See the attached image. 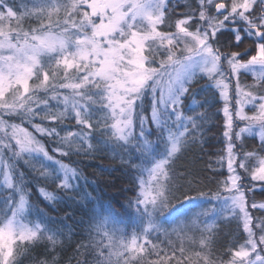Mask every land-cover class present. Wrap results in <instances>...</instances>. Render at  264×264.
Instances as JSON below:
<instances>
[{"label":"snow or ice","instance_id":"obj_1","mask_svg":"<svg viewBox=\"0 0 264 264\" xmlns=\"http://www.w3.org/2000/svg\"><path fill=\"white\" fill-rule=\"evenodd\" d=\"M175 7L171 0H0V80L24 88L33 101L27 119L0 110V165L11 192L0 209V264H25L39 248L47 259L34 264H63L60 237L76 264H89V256L103 264L106 250L71 243L64 231L70 234V225L29 202V189L42 177L45 187L36 192L48 209L64 199L79 204L80 173L50 155L42 139L61 157L91 156L113 142L129 156L139 206L154 185L171 181L167 170L182 148L202 146L217 96L224 103L226 155L214 162L219 171L208 163L215 187L200 196L215 205L214 220L239 211L238 193L252 198L250 212L264 213V202L254 199L264 195V0H194L180 17ZM241 76L253 82L242 83ZM33 79L35 88L28 83ZM194 81L206 82L203 99H197ZM20 124L32 129L28 138L12 134ZM248 138L258 140V149L247 150ZM133 152L140 164L131 160ZM22 158L30 176L16 167ZM253 219L259 236L245 243L247 251L238 245L229 254L264 264V225Z\"/></svg>","mask_w":264,"mask_h":264},{"label":"trees","instance_id":"obj_2","mask_svg":"<svg viewBox=\"0 0 264 264\" xmlns=\"http://www.w3.org/2000/svg\"><path fill=\"white\" fill-rule=\"evenodd\" d=\"M171 3L176 5L174 11L176 16L180 17L189 10L187 6L194 5V0H171ZM242 80L245 84L249 83L247 78ZM36 83L35 79L29 81L33 88L36 87ZM193 83L194 90L199 94L200 88L206 82L200 81L198 85L195 81ZM216 91L219 92L218 89ZM197 99H203V94L197 95ZM217 100L219 101L217 107L208 110L210 119L200 136L204 143L202 146L189 144L176 154L170 162L171 167L167 170L168 179L171 181L154 185L151 188L154 200L149 203L142 202L139 206L135 204L139 190L133 181L134 171L125 163L129 156L122 153L113 142L107 146L100 145L102 150L94 152L91 156L61 157L51 152L55 145L47 139H42V143L49 149V154L54 155L55 159L62 160L69 167L76 168L80 173L82 177L79 181L80 196H77L76 200L81 205L64 199L56 205V210L48 209L36 192V187H45L42 177L41 183L29 189L32 193L29 202L47 212L57 222L64 220L70 225L71 233H68V229L64 231L70 236L71 243L89 244V251L106 250L103 264H236L237 257H230V250L239 245L240 251H245V243L251 242L249 234L246 239L241 231L240 221H243L244 229L247 231L244 214L241 209L236 208L239 211L225 212L222 217L214 220L211 209L215 205L211 204L213 202L208 201L207 197L200 196V193H209L215 187L211 178L216 177L208 170V163L212 162V168L219 171L221 169L214 162L219 155H226V140L223 136L224 103L220 96L211 102L216 103ZM32 103L29 93H23L22 87L11 89L0 100V105L7 107V111L21 113L25 119L30 115L28 108ZM186 111L193 114L189 110ZM65 123L72 130L76 129L74 122ZM22 125L28 127L26 124ZM28 129L32 131L31 128ZM149 139L154 141L156 138L151 136ZM92 143L96 144V141ZM258 147L257 140L248 138L247 150ZM137 155L133 152L131 160L140 164V160L136 159ZM25 159L27 158L20 159L16 167L30 176ZM32 162L35 163L34 160ZM36 166L39 168L38 164ZM224 170L226 171V163ZM225 178L219 177L220 180ZM26 179L30 180L31 177L26 176ZM29 186H32L31 183ZM48 190L51 191V188ZM85 193L88 199H83ZM10 195L11 192L0 175V209L4 208V200ZM248 199L250 201L252 198ZM254 199L258 203L264 202V195L256 193ZM130 200L133 201L131 205ZM68 216L71 218H67ZM230 216L234 217L231 221ZM253 217L259 218L260 224L264 225V213L254 211ZM34 218L35 212L29 219ZM259 234L260 228L257 227V236ZM60 239L64 241L66 251L59 259L63 264H76L75 259H72L74 252L68 247V241L64 237ZM42 252L43 248L37 249L32 253V259L25 260V264H34L37 258L47 259ZM88 259L89 264H96L95 256H89Z\"/></svg>","mask_w":264,"mask_h":264},{"label":"rangeland","instance_id":"obj_3","mask_svg":"<svg viewBox=\"0 0 264 264\" xmlns=\"http://www.w3.org/2000/svg\"><path fill=\"white\" fill-rule=\"evenodd\" d=\"M243 78L249 79L248 80L249 81L248 84H251L253 82L252 79H250L247 76H241V78H240L241 81H243L242 80ZM28 83H29V81H28ZM242 83H244V82H242ZM15 87H17L15 84H12L11 86H8L3 80H0V100L2 98H4L11 91V89H14ZM22 89H23V93L27 92V91H25L24 88H22ZM231 94H232V92H231V88H230L229 89V95L231 96ZM222 100H223V98H222ZM229 107L231 108V105H229ZM0 108H3V109H0V110H7V107H5V106L3 107V106L0 105ZM245 111H247V109H245ZM248 114L251 115V113H248ZM3 127H4V125L1 124L0 125V129H2ZM29 132H30L29 129L25 128V126H23L22 124H20L19 127L14 128L12 130V134L14 136H17V137L23 136L25 138L29 137ZM0 175H2V177L4 178V176H3V165H0ZM152 200H154V195H153L152 190L150 189L148 194H147V196L145 197L144 203L145 202L149 203ZM250 203H251V200L249 201V199L246 198L242 193H238L237 194L235 208L241 209L242 213L244 214L246 229L248 231V234H249L251 242H253V241L256 240V237H257V226H256V223H255L254 219L252 218L253 217V212H250L249 207H248V205ZM4 244H5V238H4L3 235H0V246H4ZM247 250L248 249H246L245 251H247ZM235 261H236V264H247L246 260H242L239 257H237Z\"/></svg>","mask_w":264,"mask_h":264}]
</instances>
